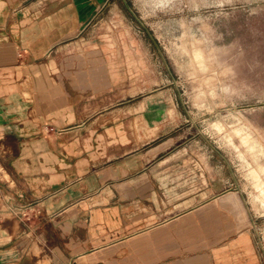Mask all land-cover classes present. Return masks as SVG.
Returning a JSON list of instances; mask_svg holds the SVG:
<instances>
[{"label": "crops", "instance_id": "1", "mask_svg": "<svg viewBox=\"0 0 264 264\" xmlns=\"http://www.w3.org/2000/svg\"><path fill=\"white\" fill-rule=\"evenodd\" d=\"M97 10L0 0V173L16 183L6 181V202L43 222L37 234L49 264H260L250 230L221 229L213 201L199 196L204 187L190 194L187 182L173 180L179 152H165L170 138L160 134L170 119L168 91L124 87L99 43L62 60V42L82 36ZM113 85L121 88L110 92ZM119 94L134 98L141 144L123 152L78 145L121 141L124 122L109 123L105 113ZM45 124L78 129L43 132ZM8 253L0 246V264H13Z\"/></svg>", "mask_w": 264, "mask_h": 264}, {"label": "rangeland", "instance_id": "2", "mask_svg": "<svg viewBox=\"0 0 264 264\" xmlns=\"http://www.w3.org/2000/svg\"><path fill=\"white\" fill-rule=\"evenodd\" d=\"M59 1L62 7L77 2L82 12L99 8L84 39L62 42V60L99 43L109 47L113 77L126 79L124 87L146 82L168 91L170 119L160 134L170 138L165 152H179L172 163L182 167L174 169L173 180L187 182L190 194L203 186L199 196L213 201L221 229L250 230L264 264V0ZM100 30L104 35L97 36ZM117 96L105 113L109 123L124 122L121 141L78 145L86 143L92 152H123L141 144L134 136L140 131L134 98ZM74 126L48 129L45 124L41 131L71 133L78 129ZM6 181L16 186L10 175L0 173V246L9 247L13 264H49L45 238L37 234L43 222L6 202ZM47 225L51 229V222Z\"/></svg>", "mask_w": 264, "mask_h": 264}]
</instances>
